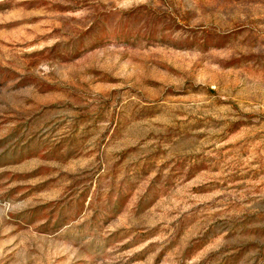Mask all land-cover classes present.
<instances>
[{
	"label": "rangeland",
	"instance_id": "obj_1",
	"mask_svg": "<svg viewBox=\"0 0 264 264\" xmlns=\"http://www.w3.org/2000/svg\"><path fill=\"white\" fill-rule=\"evenodd\" d=\"M0 264H264V0H0Z\"/></svg>",
	"mask_w": 264,
	"mask_h": 264
}]
</instances>
